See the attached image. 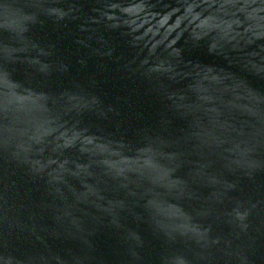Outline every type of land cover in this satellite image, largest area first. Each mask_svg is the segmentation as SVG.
<instances>
[{"label": "water", "instance_id": "1", "mask_svg": "<svg viewBox=\"0 0 264 264\" xmlns=\"http://www.w3.org/2000/svg\"><path fill=\"white\" fill-rule=\"evenodd\" d=\"M0 264H264V0H0Z\"/></svg>", "mask_w": 264, "mask_h": 264}]
</instances>
